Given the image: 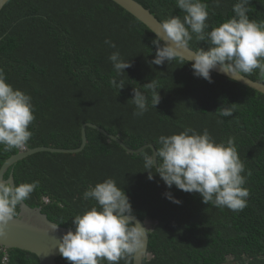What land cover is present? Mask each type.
Segmentation results:
<instances>
[{
  "label": "trees",
  "instance_id": "obj_1",
  "mask_svg": "<svg viewBox=\"0 0 264 264\" xmlns=\"http://www.w3.org/2000/svg\"><path fill=\"white\" fill-rule=\"evenodd\" d=\"M136 1L160 22L184 15L175 0ZM204 2L211 30L234 15L237 0H220L219 6L213 0ZM247 15L264 21V0H251ZM154 38L111 0H8L0 10V69L8 83L32 97L35 120L27 148H76L86 122L117 136L131 149L147 143L158 149L159 136L178 134L186 127L198 133L207 129L218 143L233 138L245 164L242 175L250 195L242 211L204 204L198 193L174 185L169 189L156 174L149 180L143 154H150L151 148L128 153L90 127H85L86 144L80 152H36L13 163L3 178L12 172L16 184L37 182L24 202L40 207L50 221L69 229L75 228L76 215L96 204L83 198L89 185L113 178L127 194L133 215L156 221L147 232L151 257L142 264H222L230 258L228 264H264V95L214 72L209 83L194 76L191 63L179 57L150 65ZM105 40L117 47H109ZM188 47L196 51L207 45L193 34ZM117 50L131 64L117 77L125 82L119 92L109 83L116 72L108 57ZM244 75L264 83L259 69ZM151 79L160 88V102L135 116L132 88L150 98L151 92L142 86ZM223 104H231L232 116L218 115ZM18 151L5 152L0 146V166ZM165 192L181 203L166 199ZM6 264L39 261L33 253L12 248L7 249ZM56 264L70 262L60 255ZM118 264H132V255Z\"/></svg>",
  "mask_w": 264,
  "mask_h": 264
},
{
  "label": "clouds",
  "instance_id": "obj_2",
  "mask_svg": "<svg viewBox=\"0 0 264 264\" xmlns=\"http://www.w3.org/2000/svg\"><path fill=\"white\" fill-rule=\"evenodd\" d=\"M213 2L217 6L220 4V0ZM175 3L176 8L184 13L183 18L171 15L160 22L163 39L154 33L152 44L156 51L150 65L159 66L176 59L177 50L188 48L195 34V39L205 42L207 47H199L190 59H186L191 62L194 76L211 83V72L217 67L233 80H244V74L251 75L256 69L264 76V21L249 19L247 13L251 0H237L232 6L234 15L211 30L206 23L209 12L204 0H175ZM105 43L113 49L117 47L110 40H105ZM108 59L116 72V77H112L109 83L119 92L125 87V82L117 77L125 74L124 70L131 64L121 57L118 50L112 52ZM142 87L151 92V97L140 88H132L135 116L147 112L149 104L155 108L161 99L155 79ZM230 105H221L218 115L232 116ZM33 111L32 97L8 83L3 69H0V146L3 151L28 147L33 136L30 130L35 120ZM156 143L160 145L158 149L143 154L149 180L156 174L167 188L174 185L181 191L198 193L202 203H211L214 207L242 211L247 206L250 193L244 187L246 176L242 173L245 172V164L239 157L233 138L229 137L227 143H218L207 129L198 133L186 127L178 134L159 136ZM36 187L35 181L16 184L0 179V235H3L8 222L17 218L18 206L30 197ZM164 196L172 203H181L170 192H165ZM83 198L92 199L96 204L72 219L74 231L69 229L58 239L56 246L70 264H101L103 260L108 264H118L142 247L146 228L133 222L135 216L129 198L113 178H106L95 186L89 185Z\"/></svg>",
  "mask_w": 264,
  "mask_h": 264
},
{
  "label": "water",
  "instance_id": "obj_3",
  "mask_svg": "<svg viewBox=\"0 0 264 264\" xmlns=\"http://www.w3.org/2000/svg\"><path fill=\"white\" fill-rule=\"evenodd\" d=\"M8 0H0V10ZM122 9L131 14L134 18L145 25L153 34L157 33L163 39V33L160 29V21L145 8L142 4L136 0H111ZM155 35V34H154ZM177 57L187 61L190 59L192 53L195 51L190 47L186 49H178ZM190 62V61H189ZM191 63V62H190ZM221 76L231 79L226 74L219 71V68L212 70ZM239 79V78H237ZM233 80V79H232ZM246 87H249L264 95V83L256 80H252L245 76L244 80H234ZM85 127H90L97 132L101 133L110 140L115 141L121 148L128 153H137L143 149L149 147L154 151L155 147L151 143L144 144L137 149H131L127 147L117 136L105 131L101 127L93 123H83L80 128V145L76 148H58L51 146H36L33 148H26L19 150L17 153L10 155L4 160L0 166V179L3 178L5 171L16 161L34 154L36 152H51V153H77L80 152L86 144ZM8 182L13 181L12 172L9 173L7 179ZM135 216V215H134ZM138 220H136V219ZM133 218V222L141 223L145 227V235L143 237V245L132 255V264H142L143 259H149L151 254L147 251L148 236L147 232L150 231L156 221L149 218L141 220L137 216ZM57 224L50 221L44 213L41 212L40 207H30L24 201L18 206V216L9 221L4 228L3 235H0V246L5 249L17 248L21 250L33 253L39 264H56V258L61 254L56 248L58 239L65 234L69 228L62 226L57 227ZM74 231V229H72ZM231 258L222 264L230 263Z\"/></svg>",
  "mask_w": 264,
  "mask_h": 264
},
{
  "label": "built area",
  "instance_id": "obj_4",
  "mask_svg": "<svg viewBox=\"0 0 264 264\" xmlns=\"http://www.w3.org/2000/svg\"><path fill=\"white\" fill-rule=\"evenodd\" d=\"M44 202H47V198H43ZM0 253H1V259H0V264H6L7 261V249L3 248L0 246Z\"/></svg>",
  "mask_w": 264,
  "mask_h": 264
}]
</instances>
